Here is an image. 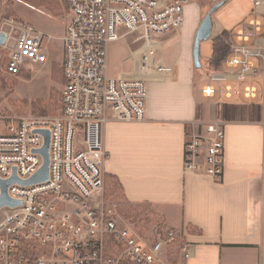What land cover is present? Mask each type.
<instances>
[{
  "label": "built area",
  "instance_id": "1",
  "mask_svg": "<svg viewBox=\"0 0 264 264\" xmlns=\"http://www.w3.org/2000/svg\"><path fill=\"white\" fill-rule=\"evenodd\" d=\"M193 1L64 0L71 21L61 37L66 80L62 113L57 117L12 116L0 132L1 180L14 175L20 180L32 178L44 163L37 153L46 141L42 132L50 134L48 179L31 185L16 182L7 189L8 196L21 204L0 209V264H164V251L178 240L183 257L191 256L193 247L184 241L183 230L158 226L154 241L148 244L110 207L105 198L107 154L102 126L109 110L119 121H143L147 112L146 77L108 74L110 44L134 35L143 44L142 71L147 75L169 72V68L154 66L156 40L183 27L186 7ZM251 1L253 18L227 42L230 52L225 63L235 72H213V82H225L230 75L245 81L258 71L253 60L264 58V47L258 43L264 0ZM8 22L4 47L10 54L5 73L17 76L52 65L53 34L15 19ZM202 93L214 97L215 85L206 84ZM198 124L185 142L184 168L203 170L220 183L225 129L218 121Z\"/></svg>",
  "mask_w": 264,
  "mask_h": 264
},
{
  "label": "crops",
  "instance_id": "2",
  "mask_svg": "<svg viewBox=\"0 0 264 264\" xmlns=\"http://www.w3.org/2000/svg\"><path fill=\"white\" fill-rule=\"evenodd\" d=\"M189 6L186 21L198 9ZM68 16L62 36L71 21ZM260 21L258 43L264 47V16ZM213 24L212 36L230 33ZM186 32L184 28L156 40L154 66L169 68L166 73L145 74L138 47L130 52L123 41L109 46L108 74L146 77L148 99L143 121H119L110 110L107 113L102 126L107 195H116L118 187L133 206L164 207L172 224L184 231V241L193 247L189 258L178 249L177 264H264V58L253 60L258 71L245 81L230 75L225 82H213V72L235 70L226 63L214 69L210 57L201 54L197 67L196 35ZM209 83L216 87L214 97L202 93ZM225 87L239 92L225 93ZM216 121L226 134L220 183L203 170L184 168L188 134L198 123Z\"/></svg>",
  "mask_w": 264,
  "mask_h": 264
},
{
  "label": "rangeland",
  "instance_id": "3",
  "mask_svg": "<svg viewBox=\"0 0 264 264\" xmlns=\"http://www.w3.org/2000/svg\"><path fill=\"white\" fill-rule=\"evenodd\" d=\"M9 1L13 3L14 14L11 18L0 20V33H6L5 30L9 25L8 21L15 19L51 33L56 39L52 45V65L31 68L17 76L5 73V65L9 59L10 51L4 47L6 43L0 45V132L4 131V122L12 116L57 117L61 115L64 87L62 76L64 44L61 36L69 20L68 14L70 15L64 0H1L3 4ZM189 5L193 8L196 6L198 9L192 10L191 17L186 21V24L180 30L174 31L175 33L186 28L187 35L191 33L196 35L204 17L211 12L213 22L222 25L230 33L236 34L242 25L248 23L252 18L254 9L251 0H229L218 7L217 3L210 0H194ZM225 33L228 36L225 37ZM230 33L224 32L221 35L212 36L211 39L203 40L200 45L201 56L205 59L211 58L213 42L216 39H221L230 52L227 42L234 36ZM163 36H169V34ZM120 41L126 44L130 52L135 47L140 48V50L143 49V44L140 43V46L134 35H127ZM254 84L260 86L257 82H254ZM116 190V195L110 197L106 191L105 198L110 207L123 218L124 223L130 226L138 235L140 241L148 244L151 241L153 242L154 229L158 226L163 229L176 228V225L171 222L172 219L167 216L168 211L164 210V207L152 205L133 206L124 199L118 187ZM178 244H180V240L170 246L166 252L164 251V264L180 263L179 257H177ZM110 247L112 246L110 245ZM115 251L116 249L112 252Z\"/></svg>",
  "mask_w": 264,
  "mask_h": 264
},
{
  "label": "water",
  "instance_id": "4",
  "mask_svg": "<svg viewBox=\"0 0 264 264\" xmlns=\"http://www.w3.org/2000/svg\"><path fill=\"white\" fill-rule=\"evenodd\" d=\"M222 3L218 4L220 6ZM213 20L211 17V12L207 13V15L204 17L203 21L200 24L199 29L196 32L195 41H194V60L196 63V66H200V45L203 40H207L212 36L213 33ZM7 41V34L4 32L0 33V45L5 44ZM45 137V145L37 151V153L41 154V156L44 159L43 166L41 169L30 179L28 180H20L17 178L16 175H14L12 178L8 180H1L0 179V186L2 189V194L0 196V209L4 206H11L15 207L21 202L12 200L7 193L8 187L12 183H20L22 185H31L36 184L39 182L46 181L48 179V169H49V146H50V134L48 131L42 132Z\"/></svg>",
  "mask_w": 264,
  "mask_h": 264
},
{
  "label": "trees",
  "instance_id": "5",
  "mask_svg": "<svg viewBox=\"0 0 264 264\" xmlns=\"http://www.w3.org/2000/svg\"><path fill=\"white\" fill-rule=\"evenodd\" d=\"M12 6H13L12 2L9 1L8 3L3 4L0 0V20L3 18H11L13 16L14 11L12 9ZM226 36H228V34L225 33V37ZM228 54H229V49L226 47L223 41L221 39H216L213 42V52L210 58V66L213 67L214 69H220L221 66L226 62ZM62 76L64 79V84H66L63 68H62Z\"/></svg>",
  "mask_w": 264,
  "mask_h": 264
}]
</instances>
